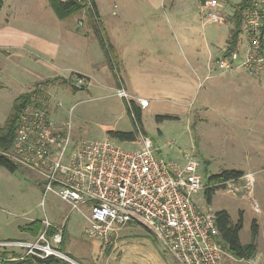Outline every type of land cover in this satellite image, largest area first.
I'll use <instances>...</instances> for the list:
<instances>
[{"label": "rangeland", "instance_id": "1", "mask_svg": "<svg viewBox=\"0 0 264 264\" xmlns=\"http://www.w3.org/2000/svg\"><path fill=\"white\" fill-rule=\"evenodd\" d=\"M115 1L122 2L126 9L130 8L129 0H96L109 29ZM175 1H166L168 10ZM141 2L143 8L149 7L145 0ZM179 2L181 9L192 10L193 17L183 30L178 28L177 21L169 13L165 30L168 48L173 54H165L163 58L185 67L193 55L206 62L210 50L214 54L208 65L209 77L203 81L192 105L172 103L164 96L150 101V107L142 111V125L147 134L144 136L152 141L157 154L165 160L183 162L184 154H196L201 163V176L207 183L210 176L224 170H240L245 175H252L251 199L222 187L213 196L212 205H208L204 194L199 201L206 208L211 207L214 213L228 211L234 222L242 214L243 244L250 242L253 220L259 225L255 258L237 263L227 252L224 264H264V74L251 77L242 70L222 74L216 63L227 48L230 31L234 27L233 17L242 0H219L224 5L221 13L225 15V22L221 24L204 23L202 5L206 0ZM87 13L88 7L81 14L60 22L47 0H4L0 11V127L7 124L16 99L36 91L34 102L26 106L24 114L27 108L44 103L54 121L70 122L75 141L95 142L110 138L128 150L136 149V143L120 142L111 138L109 132L135 131L127 103L136 102L138 98L128 94L118 77L109 80L111 85H107V80L98 76L86 88L83 85L88 81L84 80L80 85L76 74H72L79 72L77 68L81 66L86 70L90 60V56H86V60L81 59L79 45L75 41L81 39L88 43V52L98 62L102 61V52ZM79 22L83 24L80 26ZM66 28L75 40H70L72 53L66 59L60 54L52 64L36 46L40 39L52 40L62 52L64 43L70 39ZM155 39L160 40L158 37ZM144 47L146 55L157 56L154 47ZM96 82L103 86L98 87ZM123 89L129 100L118 96V91ZM157 117L171 119L158 122ZM142 135L139 134L137 142ZM41 178L33 171L21 169V172L12 174L0 167V241L24 238L20 226L37 220L42 223L46 215L53 225L51 229H63V236H67L66 255L76 264H101L99 258L106 257V252L100 251L101 242L87 239L84 234L88 209L74 212L58 196L49 194L43 210L40 205L43 196L39 185ZM117 231L130 232L131 235L150 234L141 225H129ZM150 236L148 239L155 242L154 236ZM158 244L155 245L160 248L161 244Z\"/></svg>", "mask_w": 264, "mask_h": 264}, {"label": "built area", "instance_id": "2", "mask_svg": "<svg viewBox=\"0 0 264 264\" xmlns=\"http://www.w3.org/2000/svg\"><path fill=\"white\" fill-rule=\"evenodd\" d=\"M77 1L92 7L91 0ZM202 6L205 24L225 22L224 5L219 0H206ZM227 51L228 47L216 62L222 74L234 70L251 77L264 74V0H250L239 43L230 54ZM78 84H84L80 77ZM118 93L120 98H129L124 89ZM136 104L146 109L149 101L138 98ZM128 105L131 107L130 102ZM31 108L4 155L21 169L41 175L43 210L49 194L58 196L74 212L87 208L86 236L99 240L103 251L118 229L141 225L178 264H222L227 252L215 225V213L200 204L199 198L205 189L223 187L251 199L252 175L208 184L201 176L196 154H184L183 162L165 160L144 135L134 142L138 147L133 150L110 138L75 141L70 122L54 121L44 103ZM132 117L136 122L134 114ZM42 224L44 229L32 239L0 241V263L5 258L12 262L57 258L76 264L62 251L63 229L50 234L53 225L46 215Z\"/></svg>", "mask_w": 264, "mask_h": 264}, {"label": "crops", "instance_id": "3", "mask_svg": "<svg viewBox=\"0 0 264 264\" xmlns=\"http://www.w3.org/2000/svg\"><path fill=\"white\" fill-rule=\"evenodd\" d=\"M129 1L131 3L129 9L124 8L122 2H114L112 19L108 22L109 29L106 25V18L101 13V6L94 0L106 35L117 51L119 61L117 77L121 79L130 96L148 100V107L151 105L150 101H154L159 96H164L165 99H168L172 103L184 104L187 106L192 105L194 98L197 96L196 94L201 90L203 81L207 80V76L209 75V61L214 53L209 50L206 62L200 61L196 55H193L190 63L185 67L175 62H169L167 59L163 58L165 54H173L171 49L168 48V39L165 30L167 28V17L169 13H171L177 21L178 28L186 30V23L193 17L192 10L181 9L178 4L180 3L179 0L173 2L169 10L167 8V0H145L149 4L147 8H143L141 4L142 0ZM67 30L69 33L70 31L68 28H66V31ZM71 34L69 33L70 39L64 43L65 50H62V52H60V48L57 46L58 44L47 39H40L36 47L42 51V54H44L45 58H47L50 63L54 64V60L56 57L60 56V54L61 58L66 59L72 53V50H70V40H75L72 36L73 34ZM156 37L160 40L157 41L155 39ZM186 37L190 40L188 35ZM75 42L79 45L80 50L78 55L82 56L81 59L86 60L85 57L90 56V60L86 70L81 66L82 68H77L80 69L79 72L75 71L72 72V74H76V76L82 78L83 81H88L87 84L84 85L86 88H88L92 80L98 76L107 80V85H111L109 84V80L115 79V74L108 67L100 45L102 61L98 62L97 59H94V56L88 52V43L81 39ZM145 45L154 47L157 56L146 55ZM21 49L22 48H20V50ZM68 71L71 70L69 69ZM96 85L98 87L103 86V84L98 82H96ZM142 111H144V109ZM232 220L233 222L235 221L233 217ZM84 234L86 236V230ZM22 235H24L22 239L25 240L34 238L25 232H22ZM148 237L151 238L148 233L147 235L144 233L131 235L130 232L117 231L113 237L114 247L112 252L109 256L99 258V260H102L101 264H178L174 258L163 249L162 245H160V248L155 245L159 243L156 239L155 242H152ZM86 238L90 239L87 236ZM100 251H102L101 245ZM239 262L241 263L242 261L237 260V263Z\"/></svg>", "mask_w": 264, "mask_h": 264}, {"label": "trees", "instance_id": "4", "mask_svg": "<svg viewBox=\"0 0 264 264\" xmlns=\"http://www.w3.org/2000/svg\"><path fill=\"white\" fill-rule=\"evenodd\" d=\"M204 1V0H203ZM49 7L55 14L56 18L59 21H66L71 17L81 14L82 10L86 7L84 4L77 0H47ZM250 5V0H242L238 5L234 17L233 23L234 27L230 31V36L227 41L228 51L227 54H230L239 43V38L242 32V26L244 22V14L247 11ZM4 6V0H0V11ZM91 9H88L87 19L90 27L93 30L95 38L97 39L106 59V63L111 71L117 77L119 71V61L117 56V51L115 47L109 41L106 32L103 28L100 15L94 0H91ZM77 90L76 88H74ZM36 91L29 92L24 94L16 99L14 106L12 108V114L7 121L5 127H0V151L6 153L11 149L13 141L17 134L20 122L24 116V110L27 105L32 104L33 96H35ZM130 106L127 103V110L129 115L136 119L134 121L135 131L133 132H109V136L113 139H116L123 143H134L137 141V138L140 133L147 135L143 125H142V110L137 106L136 102L131 101ZM171 119V117H157L158 122L163 120ZM137 124L138 127L137 128ZM3 153H0V167L7 170L8 172L14 174L21 172V169L12 162L7 156ZM245 174L240 170H224L219 174L212 175L208 179V184H220L227 182L229 180H239L243 178ZM220 189L219 187L214 189H205L204 195L208 205H212L213 196L216 191ZM215 225L219 232L220 240L223 244V248L228 252L233 258L239 261H250L253 260L258 252L257 240L259 237V225L256 220H253L251 225V239L248 244H243L241 241V232L244 227V217L242 214L239 215L236 222H233L231 214L226 210H220L215 213ZM43 229L42 223L40 221H34L33 223L20 227L21 232L30 234L33 237H36L41 230ZM50 234H54L55 230L51 229ZM66 234H64V240L62 245V251L66 253ZM114 245L113 241L109 247L105 250L106 256H109L112 252ZM5 257V256H3ZM0 264H70L67 261L57 259V258H48L46 260H40L33 258H28L23 261H7L5 258Z\"/></svg>", "mask_w": 264, "mask_h": 264}]
</instances>
